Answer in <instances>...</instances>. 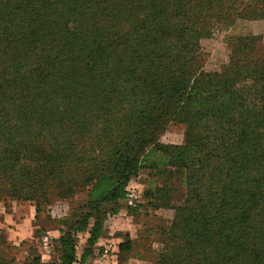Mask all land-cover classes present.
<instances>
[{"label": "trees", "instance_id": "1", "mask_svg": "<svg viewBox=\"0 0 264 264\" xmlns=\"http://www.w3.org/2000/svg\"><path fill=\"white\" fill-rule=\"evenodd\" d=\"M227 1L0 0V205L34 202L37 216L51 190L88 199L45 264H88L144 169L186 189L160 205L175 214L155 264H264L263 35L237 38L216 72L202 47L212 22L264 21V0ZM170 124L181 145L161 142Z\"/></svg>", "mask_w": 264, "mask_h": 264}, {"label": "rangeland", "instance_id": "2", "mask_svg": "<svg viewBox=\"0 0 264 264\" xmlns=\"http://www.w3.org/2000/svg\"><path fill=\"white\" fill-rule=\"evenodd\" d=\"M248 1V0H243ZM251 0L248 2L250 3ZM242 0H228L227 4L238 9ZM213 23V22H212ZM211 23L212 35L202 41L204 51L209 55L204 67L206 72L219 71L218 55H227L232 49L233 43L241 36H249L253 32L263 35V41L259 43L258 50L264 53V21L251 23L248 21L236 22L226 28L218 27ZM161 142L167 145H181L184 142V128L181 125L170 124L167 131L161 136ZM134 187L138 194L137 204L129 206L126 200L121 201V209L115 216L108 218L103 238H107L102 245L100 239L95 248V254L89 259L88 264H155L157 252L162 249L161 241L165 237L173 222L175 211L160 205L170 200L174 207H180L186 199V189L181 179L173 178L166 183L160 178L156 171L142 170L137 178H134L129 186ZM167 186L170 190L169 197L157 196L154 191L153 198H147L146 194L150 189H157ZM128 193V192H127ZM49 205L44 206L36 216L34 202H13L8 208L0 205V222L5 216L16 210L26 207L33 211L34 219L37 217L40 225L39 242L22 241L14 244L3 240L0 232V240L8 243L5 254L13 261V264H26L31 262L35 256H40L42 262L50 263L52 259L59 256L55 241L61 236L59 230L66 228L62 223L69 219L73 213L80 212L87 204V194L79 191L73 197L60 198L58 190L49 192ZM48 238V240H45ZM88 233L78 235V255L80 256L86 247ZM126 239L132 241L131 251L128 254H121L119 246Z\"/></svg>", "mask_w": 264, "mask_h": 264}, {"label": "crops", "instance_id": "3", "mask_svg": "<svg viewBox=\"0 0 264 264\" xmlns=\"http://www.w3.org/2000/svg\"><path fill=\"white\" fill-rule=\"evenodd\" d=\"M40 229L39 222L34 219L33 211L27 210L26 207L16 210L12 214L5 216L4 220L0 222V232L3 234V239L18 244L22 241L39 242L37 232ZM107 238H102L99 245H102Z\"/></svg>", "mask_w": 264, "mask_h": 264}, {"label": "built area", "instance_id": "4", "mask_svg": "<svg viewBox=\"0 0 264 264\" xmlns=\"http://www.w3.org/2000/svg\"><path fill=\"white\" fill-rule=\"evenodd\" d=\"M125 200L129 204V206L131 207L136 206L137 204L136 202L138 200V194L136 192V189L133 186L130 187V189L128 190L127 197ZM45 240H48V238H45Z\"/></svg>", "mask_w": 264, "mask_h": 264}]
</instances>
